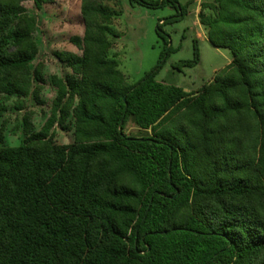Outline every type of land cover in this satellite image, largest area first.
Returning a JSON list of instances; mask_svg holds the SVG:
<instances>
[{"label": "trees", "instance_id": "trees-1", "mask_svg": "<svg viewBox=\"0 0 264 264\" xmlns=\"http://www.w3.org/2000/svg\"><path fill=\"white\" fill-rule=\"evenodd\" d=\"M56 1L0 0V117L11 100L25 109L21 143L0 144V264H264V0L202 2L209 41L232 59L196 91L156 78L171 48L129 83L109 56L113 10L81 0L77 51L53 50L61 72L37 127L33 9ZM169 1L179 14L164 23L186 11ZM199 59L194 40L181 64Z\"/></svg>", "mask_w": 264, "mask_h": 264}, {"label": "rangeland", "instance_id": "rangeland-1", "mask_svg": "<svg viewBox=\"0 0 264 264\" xmlns=\"http://www.w3.org/2000/svg\"><path fill=\"white\" fill-rule=\"evenodd\" d=\"M159 1L163 0H146ZM207 0H178L186 6L185 14L177 21L165 22L171 16L179 14L171 1L164 5L150 6L141 0H98L114 12L113 28L116 35L112 38L114 47L110 57H116L119 68L129 83L142 79L156 68L165 49L161 68L156 78L166 83L178 85L186 91H196L208 83L217 72L227 66L232 59L229 49L218 48L208 39L207 29L200 21L202 2ZM81 0H57L46 10L33 9L38 20L37 35L41 41V54L38 60L44 63V78L41 98L43 104L36 103L30 95L26 99V109L34 111L32 120L39 127L55 95L49 84L53 73H60V65L53 56V50H76L69 41L70 35L83 33L80 22ZM181 15V14H180ZM78 17V20H77ZM162 19V21H160ZM70 20V21H69ZM159 24L162 30L160 35ZM194 40H197L200 59L193 66H183L182 61L194 58ZM24 110L14 108V101L8 102V110L0 117V144L19 145L24 136L22 116ZM127 132L134 135L141 131L129 122ZM68 133L57 130L56 140L68 143Z\"/></svg>", "mask_w": 264, "mask_h": 264}, {"label": "water", "instance_id": "water-1", "mask_svg": "<svg viewBox=\"0 0 264 264\" xmlns=\"http://www.w3.org/2000/svg\"><path fill=\"white\" fill-rule=\"evenodd\" d=\"M155 71L151 72V74H154Z\"/></svg>", "mask_w": 264, "mask_h": 264}]
</instances>
